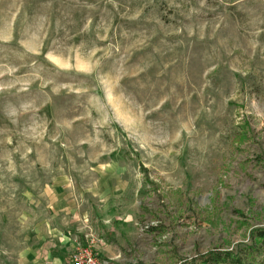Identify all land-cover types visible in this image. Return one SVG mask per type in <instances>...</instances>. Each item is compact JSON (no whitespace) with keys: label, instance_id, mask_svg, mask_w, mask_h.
<instances>
[{"label":"rangeland","instance_id":"1","mask_svg":"<svg viewBox=\"0 0 264 264\" xmlns=\"http://www.w3.org/2000/svg\"><path fill=\"white\" fill-rule=\"evenodd\" d=\"M260 228L264 0H0V264L244 258Z\"/></svg>","mask_w":264,"mask_h":264},{"label":"trees","instance_id":"2","mask_svg":"<svg viewBox=\"0 0 264 264\" xmlns=\"http://www.w3.org/2000/svg\"><path fill=\"white\" fill-rule=\"evenodd\" d=\"M252 239L254 240V245L257 249H249L248 251H245V257H251L253 254V251H264V228L257 229L253 231L252 233ZM95 254V250H93ZM98 256V255H97ZM100 258V256H98ZM244 258L237 257L234 258L230 252H227L225 254V257H219L217 255H208V256H198L195 258V260H191L190 262H182L179 264H221L225 263L228 259H231L233 263H236L234 261H237L241 264V260H244ZM244 264V263H243Z\"/></svg>","mask_w":264,"mask_h":264},{"label":"built area","instance_id":"3","mask_svg":"<svg viewBox=\"0 0 264 264\" xmlns=\"http://www.w3.org/2000/svg\"><path fill=\"white\" fill-rule=\"evenodd\" d=\"M93 245L94 240L88 236L85 244L78 247L70 257L68 264H104L94 253Z\"/></svg>","mask_w":264,"mask_h":264},{"label":"crops","instance_id":"4","mask_svg":"<svg viewBox=\"0 0 264 264\" xmlns=\"http://www.w3.org/2000/svg\"><path fill=\"white\" fill-rule=\"evenodd\" d=\"M54 251V250H53ZM52 259H54V256H51ZM58 258H61V257H58Z\"/></svg>","mask_w":264,"mask_h":264}]
</instances>
